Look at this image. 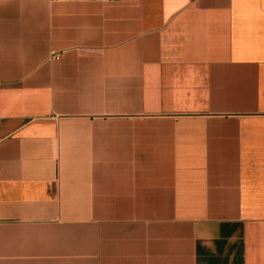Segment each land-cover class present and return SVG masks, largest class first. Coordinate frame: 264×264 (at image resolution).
<instances>
[{
	"label": "crops",
	"instance_id": "obj_1",
	"mask_svg": "<svg viewBox=\"0 0 264 264\" xmlns=\"http://www.w3.org/2000/svg\"><path fill=\"white\" fill-rule=\"evenodd\" d=\"M0 264H264V0H0Z\"/></svg>",
	"mask_w": 264,
	"mask_h": 264
},
{
	"label": "built area",
	"instance_id": "obj_2",
	"mask_svg": "<svg viewBox=\"0 0 264 264\" xmlns=\"http://www.w3.org/2000/svg\"><path fill=\"white\" fill-rule=\"evenodd\" d=\"M51 1H66V2L80 1V2L116 3V2H119L121 0H51Z\"/></svg>",
	"mask_w": 264,
	"mask_h": 264
}]
</instances>
